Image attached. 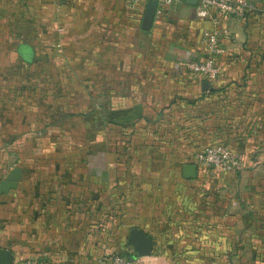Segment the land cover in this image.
Wrapping results in <instances>:
<instances>
[{
    "label": "rangeland",
    "instance_id": "374dc122",
    "mask_svg": "<svg viewBox=\"0 0 264 264\" xmlns=\"http://www.w3.org/2000/svg\"><path fill=\"white\" fill-rule=\"evenodd\" d=\"M73 2L77 11L78 0ZM59 7L60 0H0V37L7 36L5 45L0 39V149H6L7 165L20 169L17 183L23 185L17 189L16 183L7 198V192L0 195V237L6 226L13 230L22 205L29 212L48 208L51 193L63 190L74 194L76 202L77 192L85 190L88 262L110 254L133 257L127 238L132 227L142 228L134 226L128 206L132 200L124 192L127 176L141 172L137 165L150 153L130 149L133 131L120 111L152 99L156 114V109L170 103V98L162 99V95L176 90L171 85L177 81L176 72L170 69L173 62L164 60L171 42L163 45L162 32L143 31L142 19L136 20L128 36L134 51L121 54L119 64H80L77 45H56L58 50L52 52L46 34L52 27L47 14L59 12ZM57 26L62 33V27ZM151 29L156 28L152 25ZM122 35L125 40L126 33ZM19 43L34 47L31 60L19 56ZM208 144L200 145L198 151ZM101 173L103 184L92 177ZM226 175L210 171L197 175L199 204L208 200L203 198L206 193L213 198V226L205 213L199 212L191 220L185 215L178 217L190 226L162 229L170 237L162 235L165 243L160 251L164 252L170 241V264H264V226H255L263 220L257 217L253 197L244 188L250 196L245 209L247 226L240 223L235 173L229 189L235 203L231 205L230 226L226 224ZM145 257H139L142 264Z\"/></svg>",
    "mask_w": 264,
    "mask_h": 264
},
{
    "label": "crops",
    "instance_id": "0c3cea01",
    "mask_svg": "<svg viewBox=\"0 0 264 264\" xmlns=\"http://www.w3.org/2000/svg\"><path fill=\"white\" fill-rule=\"evenodd\" d=\"M246 1L251 11L242 19L226 17L219 12L198 18L194 6L180 0L170 6L166 16L154 14L152 25L156 29L144 30L140 24L143 31L162 32L159 37L163 45L171 42L169 50L166 48L169 56L165 51L164 60H172L170 69L177 75V81L171 83L176 90L172 94L162 92V99L170 98V103L156 109V114L152 99L143 104H130L120 111L121 117L130 120L128 128L133 131L130 149L150 153L147 160L136 164L141 167L142 174L127 176L124 192L127 199L132 200L128 206L133 211L130 218L134 226H141L153 243L152 254L143 259V264H170L167 251L170 241L165 251H160L165 243L162 235L170 237L162 229L164 226H190V222L180 221L178 217L185 215L191 220L193 214L205 213L207 222L213 226V194H210L211 199L208 193L204 194L203 198L208 200L200 205L199 178L183 176V166L192 164L191 159L202 144L222 142L241 158L242 166L235 173L239 188L237 215L240 223L247 226L245 209L250 196L246 194L250 191L257 217L263 220L256 221L255 226H264V0ZM73 4V0H60L59 12L51 8L54 13L47 14L52 27H48L46 34L51 38L52 52L58 50L56 45L63 48L77 45L80 64H119L121 54L133 50L128 36L136 20L143 19L145 10L137 16L129 10L125 0H78L77 11ZM57 25L62 27V33ZM223 30L229 32L228 37ZM204 31L219 32L224 49L219 56L222 76L209 83L207 91L201 89L205 80L185 67L187 62L206 56L201 42ZM6 37H0L4 45ZM27 50L32 59L35 54L32 45H17L21 58ZM186 120L191 124L187 125ZM5 150L0 149V161L4 162L0 165V182L13 168L6 163ZM233 174L227 173L224 180L223 215L227 226H230L231 205L235 203L229 190ZM92 177L103 184L102 173ZM20 187L23 185L19 182L17 189ZM51 194L48 208L29 212L24 205L20 207L15 226H11L13 230L6 226L2 231L0 247L10 249L14 258L44 256L53 264L89 263L84 249L86 191L77 192L76 202L74 194L66 190ZM5 195L9 197V192ZM95 259L89 264H102L103 258Z\"/></svg>",
    "mask_w": 264,
    "mask_h": 264
},
{
    "label": "built area",
    "instance_id": "2783aa9c",
    "mask_svg": "<svg viewBox=\"0 0 264 264\" xmlns=\"http://www.w3.org/2000/svg\"><path fill=\"white\" fill-rule=\"evenodd\" d=\"M180 0H156L155 16H166L170 6ZM129 10L140 16L146 8L147 0H125ZM195 15L198 18H207L213 12H219L226 17L245 18L251 7L246 0H197L194 5ZM222 33L229 36L227 30ZM204 44L205 57L191 60L185 64L186 69L201 76L208 83L217 81L222 76L219 56L224 53L219 40V32L204 31L201 36ZM191 163L197 166V175L202 172L236 173L242 166L241 158L222 142H213L197 151ZM12 264H53L44 256H27L13 258ZM102 264H142L138 257H128L122 254H110L103 258Z\"/></svg>",
    "mask_w": 264,
    "mask_h": 264
},
{
    "label": "water",
    "instance_id": "95a60500",
    "mask_svg": "<svg viewBox=\"0 0 264 264\" xmlns=\"http://www.w3.org/2000/svg\"><path fill=\"white\" fill-rule=\"evenodd\" d=\"M187 3L195 5L197 0H186ZM156 8V0H147L145 12L141 22V28L144 30H149L151 28L154 14ZM203 91L210 89L209 83L203 81L201 85ZM20 176V169L15 167L11 170L9 175L0 182V194L8 192L9 189L16 186L17 180ZM183 176L185 178H195L197 176V166L195 164H186L183 166ZM129 245L133 247L135 256L133 257H142L149 256L153 250V243L151 238L144 233L138 227H132L127 238ZM13 253L8 248H0V264H12Z\"/></svg>",
    "mask_w": 264,
    "mask_h": 264
},
{
    "label": "trees",
    "instance_id": "16d2710c",
    "mask_svg": "<svg viewBox=\"0 0 264 264\" xmlns=\"http://www.w3.org/2000/svg\"><path fill=\"white\" fill-rule=\"evenodd\" d=\"M22 55H23V58H24L25 60H27V61H29V60L31 59V52H30L29 50L23 52ZM237 172H238V171H237ZM237 172H236V173H237ZM128 257H132V256H128Z\"/></svg>",
    "mask_w": 264,
    "mask_h": 264
}]
</instances>
